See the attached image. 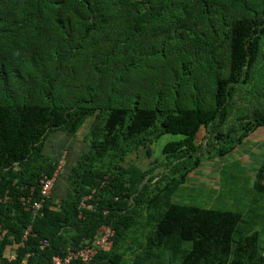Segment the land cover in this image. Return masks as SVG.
Masks as SVG:
<instances>
[{"label": "trees", "instance_id": "16d2710c", "mask_svg": "<svg viewBox=\"0 0 264 264\" xmlns=\"http://www.w3.org/2000/svg\"><path fill=\"white\" fill-rule=\"evenodd\" d=\"M263 128L264 0H0V264H51L104 226L98 264H264L245 228L264 162L245 214L174 200L182 164ZM165 134L185 137L166 166L127 160ZM43 176L55 183L34 215L21 198L40 200Z\"/></svg>", "mask_w": 264, "mask_h": 264}, {"label": "rangeland", "instance_id": "374dc122", "mask_svg": "<svg viewBox=\"0 0 264 264\" xmlns=\"http://www.w3.org/2000/svg\"><path fill=\"white\" fill-rule=\"evenodd\" d=\"M184 138L185 137L182 135H162L158 139L147 142L151 150L149 157H147L146 150L142 147V149H139L140 152H138L137 157H135L134 153V155H130L127 160L143 170H149L155 166H158L159 169L163 168L168 164L166 156L163 153L164 147L170 142H177ZM235 138L237 137L234 136V139ZM54 140L58 143L62 141L65 146L71 144L63 134L56 135L53 141ZM251 141L254 140L252 139ZM253 143L249 142L241 146L239 144L237 147H240V152L230 153V155L226 157L215 158L213 157L217 153L215 149L209 151L204 149L202 150V154H197V157L199 159L201 158V164L192 172H187V168L183 167L182 164L180 166V171L186 172L187 180L174 200L181 204L185 203L245 214L250 208L252 200L255 198L253 184L257 169L260 168L262 162H264V147H262L261 144L254 145ZM58 149L59 147L56 148V152H58ZM74 149L75 151H80L82 148H80V144L77 142L75 143ZM249 151L254 153H249ZM244 152H248L251 156V160L248 163H245L247 157ZM64 157L65 155L63 154L62 158ZM195 159L196 157H193L192 162H194ZM192 162L190 161L187 163L188 167ZM215 162L216 164H214ZM210 168L214 170L213 173H210ZM153 174L157 175L158 170H155ZM256 196L258 195L256 194ZM258 198L261 202L258 206L257 214L261 217H256V220L259 221H256L255 225L245 228L248 233L253 231L258 232L260 234V244L264 247V222L261 221V218L264 216V197H260L259 195ZM258 198H256L257 201Z\"/></svg>", "mask_w": 264, "mask_h": 264}, {"label": "built area", "instance_id": "2783aa9c", "mask_svg": "<svg viewBox=\"0 0 264 264\" xmlns=\"http://www.w3.org/2000/svg\"><path fill=\"white\" fill-rule=\"evenodd\" d=\"M142 1V0H136ZM41 189H40V200H34L32 197H22L21 200L24 203V206L30 210L34 215H37L42 209L45 201L50 197L55 178H49L47 176H43L41 178ZM263 184H264V174H263ZM82 206H86L88 209H92L91 205L82 204ZM114 235V231L107 226L100 227L95 237V240L92 244H87L80 248L79 250L68 249L65 255H56L52 257L51 264H74L76 261H82L85 264H98L94 262V258L96 257L98 251L104 249H108L112 245V237ZM26 239V236L24 237ZM50 245V242L46 239L40 242V249L45 250ZM11 258H15L14 256Z\"/></svg>", "mask_w": 264, "mask_h": 264}, {"label": "crops", "instance_id": "0c3cea01", "mask_svg": "<svg viewBox=\"0 0 264 264\" xmlns=\"http://www.w3.org/2000/svg\"><path fill=\"white\" fill-rule=\"evenodd\" d=\"M254 140V141H251V140ZM250 138V140L249 141H244L241 145H243V144H246V143H249V142H254L253 144L254 145H259V144H261V146L262 147H264V128L262 129V130H260V132H258L257 134H255V137L254 138ZM240 145V146H241ZM240 147H237L236 148V150L233 152V153H235V152H237V153H239L240 152ZM245 153V152H244ZM249 153H252V151H249ZM254 153V152H253ZM252 153V154H253ZM251 154V155H252ZM245 155H246V157H247V160L245 159V163H248L250 160H251V156L248 154V152H246L245 153ZM217 162V161H216ZM216 162L214 163V164H216ZM262 164H263V162H262ZM262 164H261V166H262ZM260 166V167H261ZM210 170H211V172L210 173H213L214 172V170L212 169V168H210ZM259 170V168L257 169V171ZM257 173V172H256Z\"/></svg>", "mask_w": 264, "mask_h": 264}]
</instances>
